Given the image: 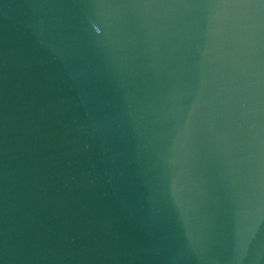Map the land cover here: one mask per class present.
I'll use <instances>...</instances> for the list:
<instances>
[{"label": "water", "instance_id": "water-1", "mask_svg": "<svg viewBox=\"0 0 264 264\" xmlns=\"http://www.w3.org/2000/svg\"><path fill=\"white\" fill-rule=\"evenodd\" d=\"M0 264H264V0H0Z\"/></svg>", "mask_w": 264, "mask_h": 264}]
</instances>
